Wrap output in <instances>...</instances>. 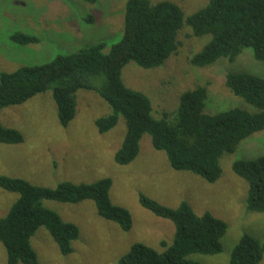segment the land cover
<instances>
[{"label":"trees","instance_id":"trees-1","mask_svg":"<svg viewBox=\"0 0 264 264\" xmlns=\"http://www.w3.org/2000/svg\"><path fill=\"white\" fill-rule=\"evenodd\" d=\"M94 19L89 15L87 21L91 23ZM185 26L192 38L210 37L190 59L195 68L210 67L222 58L235 63L246 49L251 50L256 61L264 63V0H208L204 8L187 18L171 1L153 4L151 0H128L123 36L110 53H106L107 45L100 42L72 54L59 55L49 63L0 73V111L52 91L59 121L67 127L77 114V93L94 91L113 110V114L97 121L99 131L113 130L119 117L126 123L123 144L115 154L118 165L127 166L135 161L140 142L148 135L153 148L166 154L173 169L190 172L213 184L222 176L221 160L236 153L245 140L264 131V76L230 73L226 77L230 92L255 112L236 107L208 113L210 91L208 86L198 85L182 94L176 112L164 113L161 119L154 118L150 98L129 88L122 77L129 63L144 70L163 67L178 54L182 45L179 37ZM11 40L22 46L39 42L37 37L25 33L13 34ZM23 142L20 131L0 122V144ZM232 169L249 186L247 211L264 213V156L236 161ZM112 187L109 178L92 184L64 182L47 188L1 176L0 188L18 195L8 216L0 220V243L5 248L7 264L39 263L32 239L41 228L50 233L62 255L73 253L80 229L47 209L45 201L72 205L92 201L101 218L116 223L124 232L131 231L132 215L128 209L113 204ZM139 201L156 217L172 222L175 236L172 244L161 243L162 253L144 244H134L120 264H199L191 256L222 253V240L228 232L223 220L208 212L197 215L188 202L174 209L144 194ZM263 260L264 242L245 234L232 251L229 264H261Z\"/></svg>","mask_w":264,"mask_h":264},{"label":"rangeland","instance_id":"rangeland-1","mask_svg":"<svg viewBox=\"0 0 264 264\" xmlns=\"http://www.w3.org/2000/svg\"><path fill=\"white\" fill-rule=\"evenodd\" d=\"M86 1L74 0L69 5L63 0H0V73L49 63L59 55L72 54L100 42L107 45L106 53H110L123 36L128 0H99L95 4ZM162 1L176 3L186 18L208 3V0H151L153 4ZM89 15L95 18L94 22L87 21ZM16 33L35 36L39 42L16 44L11 40ZM190 34L185 26L180 33L182 45L178 54L161 68L144 70L135 63L126 65L122 75L125 84L150 98L156 119L163 118L164 113L176 112L182 94L198 85L208 86L210 91L208 113L236 107L255 112L230 92L226 77L230 73L264 76V63L256 61L251 50L246 49L235 63L222 58L210 67L195 68L190 59L210 37L198 39ZM111 114L110 105L94 91L87 90L77 93V114L67 127L59 121L52 91L0 111V122L24 136L22 144H0V177L23 179L47 188L64 182L92 184L109 178L113 181L110 193L113 204L128 209L133 218V228L124 232L116 223L101 218L92 201L74 205L45 201L47 209L78 226L80 236L73 243V253L64 256L50 233L39 229L32 239L38 264H120V259L138 243L164 252L161 243L172 244L175 226L145 209L139 201L141 194L174 209L188 202L197 215L208 212L226 222L228 232L222 240V253L191 256L199 264H229L232 251L245 234L264 242V213L247 211L249 186L232 169L236 161L264 156V131L245 140L236 153L226 155L221 160V178L211 184L190 172L173 169L166 154L153 148L148 135L142 138L135 161L127 166L118 165L115 154L126 135L124 118L119 117L117 126L107 133H101L97 126L100 118ZM17 200L18 195L0 188V220L8 216ZM0 264H7L2 243Z\"/></svg>","mask_w":264,"mask_h":264}]
</instances>
